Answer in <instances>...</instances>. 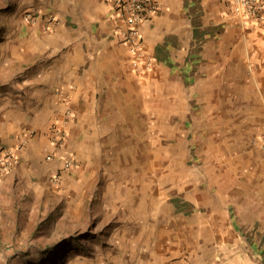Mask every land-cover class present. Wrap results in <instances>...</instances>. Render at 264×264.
<instances>
[{"label": "crops", "instance_id": "1", "mask_svg": "<svg viewBox=\"0 0 264 264\" xmlns=\"http://www.w3.org/2000/svg\"><path fill=\"white\" fill-rule=\"evenodd\" d=\"M155 2L140 25L150 62L134 66L108 0H0L13 17L36 14L24 34L29 64L14 96V123L6 128L21 148L0 170L1 178L15 180L19 195L38 194L47 181L53 187L51 175L66 154L84 164L113 144L127 126L123 105L143 99L145 76L193 90L213 79L223 88L232 72L250 90V103L264 108L260 23L241 25L232 0ZM53 125L65 131L58 143ZM250 165L246 190L219 198L216 208L202 203L188 210L194 216L182 230L173 222L161 227L158 215L121 217L108 246L111 264H264V160Z\"/></svg>", "mask_w": 264, "mask_h": 264}, {"label": "rangeland", "instance_id": "2", "mask_svg": "<svg viewBox=\"0 0 264 264\" xmlns=\"http://www.w3.org/2000/svg\"><path fill=\"white\" fill-rule=\"evenodd\" d=\"M12 12L0 8V148L17 153L21 143L6 128L29 64L24 34L31 22ZM144 80L143 99L122 107L127 126L113 144L84 164L66 154L53 187L47 181L38 194L19 195L15 180L0 174V264H111L108 246L121 217L158 215L161 227H181L191 220L188 210L216 208L219 198L250 185L248 167L264 160V108L250 103V90L232 72L223 88L215 79L193 90ZM60 129L56 143L65 138Z\"/></svg>", "mask_w": 264, "mask_h": 264}, {"label": "built area", "instance_id": "3", "mask_svg": "<svg viewBox=\"0 0 264 264\" xmlns=\"http://www.w3.org/2000/svg\"><path fill=\"white\" fill-rule=\"evenodd\" d=\"M118 18V32L132 54V64L137 66L150 62L143 49V39L140 25L146 21L156 10L155 0H108ZM233 11L240 19L241 25H245L252 19L260 23L264 28V0H232ZM23 19L34 22L36 14L30 10L23 12ZM60 127L53 130V137L63 135ZM15 153L11 148H0V170L8 169ZM71 160L67 161L70 164Z\"/></svg>", "mask_w": 264, "mask_h": 264}]
</instances>
